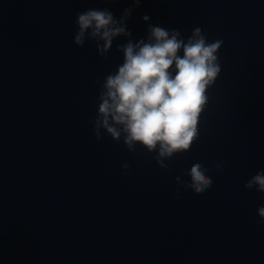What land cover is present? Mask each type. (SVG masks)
Wrapping results in <instances>:
<instances>
[{
  "label": "clouds",
  "instance_id": "9594fccd",
  "mask_svg": "<svg viewBox=\"0 0 264 264\" xmlns=\"http://www.w3.org/2000/svg\"><path fill=\"white\" fill-rule=\"evenodd\" d=\"M111 2V0H110ZM142 0H131L117 18L108 9L90 8L76 14L77 31L73 42L83 47L85 41L96 45L100 57L107 58L117 38L123 55L122 64L105 76L100 87L96 117L91 121L97 140L104 134L123 142L129 152L137 145L153 157L160 168L167 170L166 161L188 152L199 137V121L208 102V89L221 72L218 51L222 40L208 41L200 28L192 29L186 38L176 28L166 29L148 23L146 37L133 39L127 21ZM142 19L150 21L148 15ZM222 170L219 162L213 165ZM128 170L130 165H122ZM210 168L194 163L190 170L175 177L177 198L180 189L202 194L211 188ZM188 176L190 180L182 177ZM244 187L264 193V170L249 178ZM264 222V206L257 209Z\"/></svg>",
  "mask_w": 264,
  "mask_h": 264
}]
</instances>
